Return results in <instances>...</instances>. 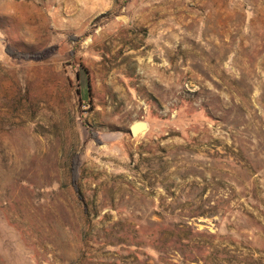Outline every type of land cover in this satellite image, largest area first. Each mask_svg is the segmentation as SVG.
<instances>
[{"label":"rangeland","instance_id":"374dc122","mask_svg":"<svg viewBox=\"0 0 264 264\" xmlns=\"http://www.w3.org/2000/svg\"><path fill=\"white\" fill-rule=\"evenodd\" d=\"M0 264H264V0H0Z\"/></svg>","mask_w":264,"mask_h":264},{"label":"trees","instance_id":"16d2710c","mask_svg":"<svg viewBox=\"0 0 264 264\" xmlns=\"http://www.w3.org/2000/svg\"><path fill=\"white\" fill-rule=\"evenodd\" d=\"M5 52L9 57H11L15 60H27V59H29V60L41 61V60L45 59V56H44L45 51L24 53V52H21L20 49H18L16 46H14L12 44L6 45ZM87 85H88V91H90L89 83H87ZM81 165H82L81 159L79 157L74 158V160L72 162V167H73L72 181H73V186L75 187V189H77L78 193H79L78 182L80 180L79 169H80Z\"/></svg>","mask_w":264,"mask_h":264},{"label":"water","instance_id":"95a60500","mask_svg":"<svg viewBox=\"0 0 264 264\" xmlns=\"http://www.w3.org/2000/svg\"><path fill=\"white\" fill-rule=\"evenodd\" d=\"M149 124L147 122H137L131 127V135L138 137L140 134L147 132Z\"/></svg>","mask_w":264,"mask_h":264}]
</instances>
